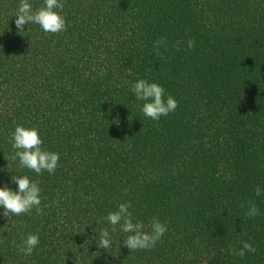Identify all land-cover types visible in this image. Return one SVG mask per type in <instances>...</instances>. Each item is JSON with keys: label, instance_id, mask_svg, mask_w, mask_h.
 <instances>
[{"label": "trees", "instance_id": "16d2710c", "mask_svg": "<svg viewBox=\"0 0 264 264\" xmlns=\"http://www.w3.org/2000/svg\"><path fill=\"white\" fill-rule=\"evenodd\" d=\"M62 2L66 31L45 33L18 30L20 0H0V187L27 176L43 209L0 207V264H264V0ZM139 79L176 110L144 116ZM16 125L59 153L55 174L11 159ZM249 200L259 216H245ZM124 202L146 230L153 216L166 224L151 250L131 252L105 219ZM105 228L107 250L96 243ZM28 234L39 243L26 256ZM244 241L255 253L229 254Z\"/></svg>", "mask_w": 264, "mask_h": 264}, {"label": "clouds", "instance_id": "9594fccd", "mask_svg": "<svg viewBox=\"0 0 264 264\" xmlns=\"http://www.w3.org/2000/svg\"><path fill=\"white\" fill-rule=\"evenodd\" d=\"M64 8L62 0H44L43 6L33 11L32 5L28 0H20L19 6L15 14V26L22 31L29 23L40 26L45 33H60L66 31L65 18L60 14ZM60 10V11H57ZM167 46V38L161 37L154 41L153 51L160 56L161 46ZM195 47V41L189 39L187 48ZM132 92L137 100L145 101L142 106L144 116L158 121L161 116H167L174 112L178 107V102L170 94L165 98V89L157 83H149L145 79H139L131 86ZM11 147L15 150L11 159H19V164L23 168H27L37 175L47 171L50 175L55 174V170L59 166V153L43 150L41 145L42 139L36 128H25L16 125L14 131L11 132ZM10 182L17 185V189L13 191L7 185L0 187V207L4 209L3 215L9 213L19 216L31 213L35 208L37 215H43V209L40 207V192L38 182L30 181L27 176L12 175ZM256 196H261L264 189L259 185L254 189ZM247 210L245 216L247 218L260 215V211L255 202L246 201ZM245 204H241L244 208ZM131 202L120 203L115 211L108 212L105 219L112 225V231L115 226L119 225L120 230L127 234L123 240V245L131 252L137 250H151L157 242L167 232L166 224L162 223L157 217L153 216L149 225L150 231L146 230V226L142 221L133 222V214L130 211ZM39 243L37 234H28L18 245V251L26 256L33 253V249ZM97 247L107 250L111 247V237L107 228L101 229L96 240ZM255 247L244 241L239 249L229 248V254L244 257L246 253H255Z\"/></svg>", "mask_w": 264, "mask_h": 264}]
</instances>
